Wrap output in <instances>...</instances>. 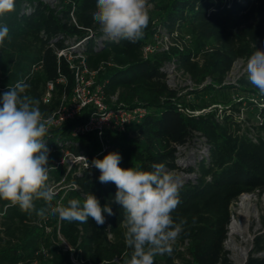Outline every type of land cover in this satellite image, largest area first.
I'll return each mask as SVG.
<instances>
[{"label":"trees","instance_id":"16d2710c","mask_svg":"<svg viewBox=\"0 0 264 264\" xmlns=\"http://www.w3.org/2000/svg\"><path fill=\"white\" fill-rule=\"evenodd\" d=\"M152 2L148 27L136 43L112 38L100 48L92 38L86 45L87 64L96 72V84L104 85L108 97L118 94L119 104L144 108L143 117L125 132L106 130L102 141L95 132L74 136L73 129L86 123L95 110L89 105L74 118L53 126L45 137L50 149L47 183L57 189L52 206H67L71 199L83 202L92 193L101 207L110 205L114 215L105 213L103 226L91 217L82 224L47 211L39 215L41 208H47L42 199L34 201L35 210L30 214L0 200V264H125L130 259L132 250L126 246L122 226L124 213L114 202L115 185L100 183L99 170L82 163L57 167L67 152L86 156L89 163L117 152L122 157L120 167L125 169L150 171L152 164L163 163L172 172L185 169L196 173L195 180L181 186V202L172 213L177 222L186 221L184 230L172 254L157 255L155 264H233L225 248L232 205L243 194L264 192V106L259 105L264 104V96L250 84L246 73L234 83L226 78L237 61H247L256 48L264 50V0ZM96 4L97 0H62L64 8L56 13L40 0H15L14 11L0 18V24L9 28V38L0 47V95L9 85L24 81L30 85L27 94L39 100L45 117L69 103L74 96V74L65 59L59 63L51 44L61 48L68 39L85 37L86 29L101 34L93 19ZM156 19L172 32H188L194 48H173L170 53L144 58ZM60 35L64 39H58ZM171 58H176L198 85L189 94H210L214 97L211 103L191 102L189 94L169 88L162 66ZM61 77L67 82H60ZM208 79L212 82L202 86ZM50 82L54 88L50 101L45 102ZM235 90L259 98L255 102L258 107L249 103L256 107L253 120L239 118L248 97L232 99ZM203 139L209 158L197 162L196 167L180 166L177 146ZM104 146L107 149L101 153ZM252 246L246 264H264V229L255 234Z\"/></svg>","mask_w":264,"mask_h":264},{"label":"clouds","instance_id":"9594fccd","mask_svg":"<svg viewBox=\"0 0 264 264\" xmlns=\"http://www.w3.org/2000/svg\"><path fill=\"white\" fill-rule=\"evenodd\" d=\"M148 0H97L94 21L109 38L136 43L144 36L150 16ZM15 0H0V18L14 11ZM9 38V28L0 24V47ZM244 71L251 85L264 96V50L249 56ZM30 85L17 81L0 95V200L18 206L26 213L35 210L34 201L43 200L45 212L69 222L105 224V213L114 215L110 205L101 207L92 193L71 199L67 206H52L55 192L48 185L49 154L45 137L54 126L53 116L45 117L39 100L27 94ZM87 166L99 170L100 183L116 187L114 202L122 207L124 239L130 248L125 264H155L157 255H171L173 245L183 232L185 220H174L172 213L180 204V178L163 163H154L150 171L120 167L121 155L110 152L103 159L93 158Z\"/></svg>","mask_w":264,"mask_h":264},{"label":"built area","instance_id":"2783aa9c","mask_svg":"<svg viewBox=\"0 0 264 264\" xmlns=\"http://www.w3.org/2000/svg\"><path fill=\"white\" fill-rule=\"evenodd\" d=\"M40 1L47 5L50 9L55 10L56 13H59L64 8V6L62 5V0ZM65 1L67 2L70 0ZM148 3L151 6L150 10H152L154 8L152 0H148ZM74 8L75 7L73 6V10ZM71 15L73 17V20L76 22L73 12L71 13ZM60 17L62 18L63 16L60 15ZM155 29L156 30L153 35L152 41L144 47V58L147 59L151 55L158 53H170L173 48L184 50V48L188 46L183 34L179 30L172 32L161 23H157ZM86 31L87 35L85 37H73L71 39H68L66 41V45L61 48L57 47L55 43L51 44V47H53L55 53L57 54L59 63H61L62 59H65L70 69L72 70L75 79V89L72 104L68 107L61 106L57 111L53 113L52 116L55 120L54 126H59L62 123L80 114L83 108L92 105L95 110L90 116L89 120L84 124L76 126L73 129L72 134L74 136H81L95 132L102 141L103 134L106 130L112 129L118 132H125L128 126H130L134 122L139 121L143 117V115L145 114V110L140 106L132 108L119 104L118 94L108 97L105 93L104 85L96 84V72L92 71L87 64L86 45L90 39L94 38L97 46L103 48L105 46V41L112 38L105 36L102 31L101 34L99 32L93 31L92 29H86ZM58 39H64V36L60 35ZM162 71L165 73V81L169 88L178 92V94H189L198 87V85L194 82L192 76L180 67L176 58H171L164 61ZM229 80L230 73L226 78V81ZM59 81L62 83H66L67 78L61 77ZM211 82L212 80L208 79L202 84V86ZM48 86L49 91L46 93L45 102L50 101V98L52 96L51 90H53L54 84L50 82ZM192 97L193 95H188L189 99H191ZM219 108L221 109L222 107L219 106ZM210 110L211 108L206 111H196L195 113L201 114ZM180 111H183L185 113H192L189 109H180ZM242 115L243 113H241V116L239 118L242 119ZM203 143L205 144V139H203ZM186 147L188 146H177L178 163L184 168L194 167L192 165H182V163H185L186 160H181L182 158L180 155V150L181 148ZM205 148H207L208 150V155L203 159H208L209 148L207 145L205 146ZM106 149V146H104L101 153L105 152ZM83 157L86 156L77 157L74 154L67 152L65 157L60 162H58L56 166L59 167L63 164H69L70 166H72L75 163H82L87 167L88 162L85 161ZM197 160L198 159H196L194 165H197ZM181 171L188 174L187 177H183V179L185 180L180 178L182 186L189 181H193L197 178L196 173H189L185 169ZM55 191H57V189ZM187 244L188 242L186 241V245ZM181 249L184 250V247H181Z\"/></svg>","mask_w":264,"mask_h":264},{"label":"rangeland","instance_id":"374dc122","mask_svg":"<svg viewBox=\"0 0 264 264\" xmlns=\"http://www.w3.org/2000/svg\"><path fill=\"white\" fill-rule=\"evenodd\" d=\"M156 16L159 17V13L158 12L156 13ZM155 22H156V24L160 23L159 19H156ZM183 36H184L188 46L194 48L195 43H194V40H193L192 36L188 32H185V31H184ZM246 62L247 61L241 59V60H239V61H237L235 63L232 71L230 72V80L228 82L234 83L243 73H245L244 68L246 66ZM230 96L234 100H240L243 97H246V98L248 97V95H246L245 93H243L241 91H237V90L231 92ZM196 99H198L199 102H206L207 104H209V103L212 102L214 97L211 96L210 94H206L204 97H197L195 95L189 100L191 102H195ZM257 101H259L258 97H253V96H249L248 97V101H247L248 103H246L245 104L246 107L242 109L243 115H242V119L241 120H243V119L247 120L248 117H251V120H253L254 117L252 116V114L254 113L256 107H254L253 105L249 106V103H251V102L255 103ZM72 102L73 101L71 100L69 103H67L64 106L68 107V106H70L72 104ZM259 105L260 106H264V104H259ZM259 105H257V107ZM205 146L206 145L203 143V140H201L200 142L198 141V142H195L193 144H190L186 148H181V150H180V155H181V158H182L181 160L185 159L187 161V159L189 158L190 153L193 152L194 153V157H196V159H198L197 162L201 161L204 157H207V155H208V150H207V148H205ZM194 164H195V162L192 164V166L195 167L196 165H194ZM174 173L179 178H182V179H183V177H187L188 176V174L183 173L182 171L174 172ZM183 180H185V179H183ZM53 190L55 191L56 188L53 187ZM243 195L251 197V201L249 203V207L251 209L250 210L251 217H250V219L248 221V228H249L248 229V234H249V236H251V240L250 241H243V238L241 236H236L235 239L242 247H245V246H250L251 247V245L253 243V239L255 237V234L258 231L264 229V225H263V219H264V192H263L262 195H259L258 193H246V194H243ZM240 198L233 203L232 212L234 211L233 206H237ZM227 238H228V236H227ZM227 242L228 241L226 239L225 248L230 252V258H231L233 264H236L235 259H234V252L231 249H229V246H228ZM66 248L70 249L68 245H66Z\"/></svg>","mask_w":264,"mask_h":264},{"label":"bare ground","instance_id":"6f19581e","mask_svg":"<svg viewBox=\"0 0 264 264\" xmlns=\"http://www.w3.org/2000/svg\"><path fill=\"white\" fill-rule=\"evenodd\" d=\"M194 160L196 161V157H194V153L191 152L186 163L182 165H192L195 162ZM250 201L251 197L243 195L237 206H233L234 211L232 212V220L229 225L227 243L229 249L234 252L236 264H246L251 248L250 246L242 247L235 239L236 236H241L243 241L251 240V236L248 234V221L251 217V209L249 207Z\"/></svg>","mask_w":264,"mask_h":264},{"label":"water","instance_id":"95a60500","mask_svg":"<svg viewBox=\"0 0 264 264\" xmlns=\"http://www.w3.org/2000/svg\"><path fill=\"white\" fill-rule=\"evenodd\" d=\"M252 247H253V246L251 245L250 251L252 250Z\"/></svg>","mask_w":264,"mask_h":264}]
</instances>
